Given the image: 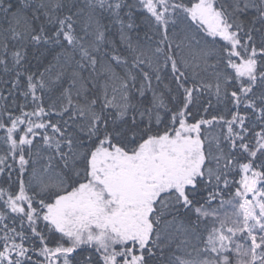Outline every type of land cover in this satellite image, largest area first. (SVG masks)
I'll list each match as a JSON object with an SVG mask.
<instances>
[{
	"label": "snow or ice",
	"instance_id": "6c2138e0",
	"mask_svg": "<svg viewBox=\"0 0 264 264\" xmlns=\"http://www.w3.org/2000/svg\"><path fill=\"white\" fill-rule=\"evenodd\" d=\"M0 264H264V0H0Z\"/></svg>",
	"mask_w": 264,
	"mask_h": 264
}]
</instances>
